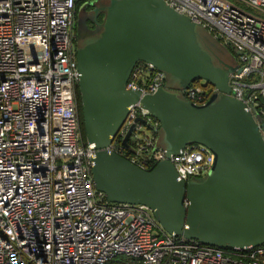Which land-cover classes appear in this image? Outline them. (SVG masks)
<instances>
[{"label": "built area", "instance_id": "built-area-1", "mask_svg": "<svg viewBox=\"0 0 264 264\" xmlns=\"http://www.w3.org/2000/svg\"><path fill=\"white\" fill-rule=\"evenodd\" d=\"M78 1L95 0H0V264H264V244L220 249L171 235L148 207L113 204L95 188L96 150L83 140L76 100ZM165 1L239 52L230 96L264 123V0ZM165 84L139 64L127 90ZM183 93L204 105L218 90L202 81ZM159 129L136 105L107 150L149 169L167 159ZM169 160L188 182L208 175L215 156L189 145Z\"/></svg>", "mask_w": 264, "mask_h": 264}, {"label": "water", "instance_id": "water-1", "mask_svg": "<svg viewBox=\"0 0 264 264\" xmlns=\"http://www.w3.org/2000/svg\"><path fill=\"white\" fill-rule=\"evenodd\" d=\"M108 1L106 8L88 2L81 9H92L83 19L78 13L77 23L79 93L85 139L96 150L95 188L113 204L148 207L171 235L220 249L263 245L264 123L254 111L259 126L246 105L230 96L239 63L233 72L219 67L211 51L221 54L224 45L165 0ZM99 13L105 15L101 24ZM88 21L96 22L94 29ZM199 28L207 34L205 46ZM139 64L159 70L166 84L147 95L127 90ZM196 81L218 90L204 105L183 93ZM136 105L159 121L158 139L162 133L166 146L167 159L152 169L107 150ZM189 145L205 146L215 162L208 175L185 182L169 158Z\"/></svg>", "mask_w": 264, "mask_h": 264}, {"label": "rangeland", "instance_id": "rangeland-1", "mask_svg": "<svg viewBox=\"0 0 264 264\" xmlns=\"http://www.w3.org/2000/svg\"><path fill=\"white\" fill-rule=\"evenodd\" d=\"M95 3V5L97 4L100 7L106 8L109 4L108 0H95L93 1ZM87 11L85 9H81L80 11V18L83 19L87 16ZM199 31V35H200V40L203 46H205L203 39L204 37L207 35L201 28L198 29ZM85 39H81L80 40V44L82 45L84 43ZM236 50H233L227 46H223L222 48V52L221 54H216L213 51H211V54L215 60V63L224 69L230 70V71H234L238 68V59L236 56ZM169 88H172L173 90H177V83L173 82V81H169L168 83ZM156 147L157 149H161V150H165L166 146L164 144L163 141V136L162 133L161 135L159 134V139L156 143ZM148 158V157H146Z\"/></svg>", "mask_w": 264, "mask_h": 264}, {"label": "trees", "instance_id": "trees-1", "mask_svg": "<svg viewBox=\"0 0 264 264\" xmlns=\"http://www.w3.org/2000/svg\"><path fill=\"white\" fill-rule=\"evenodd\" d=\"M87 2H84V1H78L77 3V7H76V19H75V24H76V21H77V18H78V12H79V8L83 7L84 5H86ZM90 9V8H88ZM92 9V8H91ZM104 13H99L97 18H96V22L101 24L103 23L104 21ZM96 22L94 21H88V25L91 29H94L95 26H96ZM202 81H196L194 84L197 85V84H201ZM207 87H212L211 84L207 83ZM76 100H77V105H78V114H79V119H80V122H81V132H82V136H83V140L85 141V132H84V124H83V115H82V109H81V99H80V93H79V90L77 91V96H76ZM153 166H151L149 169H152Z\"/></svg>", "mask_w": 264, "mask_h": 264}, {"label": "flooded vegetation", "instance_id": "flooded-vegetation-1", "mask_svg": "<svg viewBox=\"0 0 264 264\" xmlns=\"http://www.w3.org/2000/svg\"><path fill=\"white\" fill-rule=\"evenodd\" d=\"M78 10H79L78 13H80V11H81V7H80ZM90 10H91V8L88 9L87 11H90ZM77 23H78V18H77V21H76V34H77ZM77 39H78V35H77Z\"/></svg>", "mask_w": 264, "mask_h": 264}]
</instances>
